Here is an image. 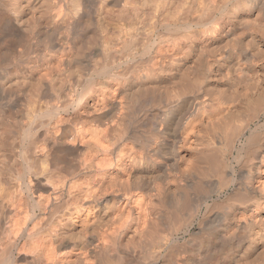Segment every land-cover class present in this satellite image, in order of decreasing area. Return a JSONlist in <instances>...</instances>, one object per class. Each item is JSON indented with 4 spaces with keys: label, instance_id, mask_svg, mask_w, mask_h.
Here are the masks:
<instances>
[{
    "label": "bare ground",
    "instance_id": "obj_1",
    "mask_svg": "<svg viewBox=\"0 0 264 264\" xmlns=\"http://www.w3.org/2000/svg\"><path fill=\"white\" fill-rule=\"evenodd\" d=\"M0 264H264V0H0Z\"/></svg>",
    "mask_w": 264,
    "mask_h": 264
}]
</instances>
